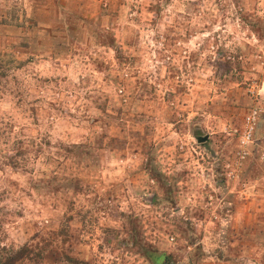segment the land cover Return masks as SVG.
Wrapping results in <instances>:
<instances>
[{"label": "rangeland", "instance_id": "obj_1", "mask_svg": "<svg viewBox=\"0 0 264 264\" xmlns=\"http://www.w3.org/2000/svg\"><path fill=\"white\" fill-rule=\"evenodd\" d=\"M23 249L264 264V0H0V261Z\"/></svg>", "mask_w": 264, "mask_h": 264}, {"label": "trees", "instance_id": "obj_2", "mask_svg": "<svg viewBox=\"0 0 264 264\" xmlns=\"http://www.w3.org/2000/svg\"><path fill=\"white\" fill-rule=\"evenodd\" d=\"M30 253L29 249H23L20 250L19 252H17L14 255L9 256L8 258H4L0 261V264H17L18 262H20L24 257H27V254ZM157 259V263L159 264V262H161L164 259V256H153Z\"/></svg>", "mask_w": 264, "mask_h": 264}, {"label": "water", "instance_id": "obj_3", "mask_svg": "<svg viewBox=\"0 0 264 264\" xmlns=\"http://www.w3.org/2000/svg\"><path fill=\"white\" fill-rule=\"evenodd\" d=\"M208 138H205L204 140H207Z\"/></svg>", "mask_w": 264, "mask_h": 264}]
</instances>
